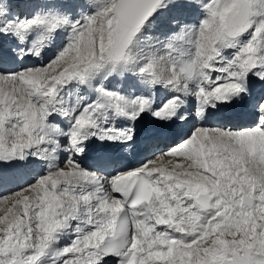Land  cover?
<instances>
[{
	"label": "snow or ice",
	"instance_id": "1",
	"mask_svg": "<svg viewBox=\"0 0 264 264\" xmlns=\"http://www.w3.org/2000/svg\"><path fill=\"white\" fill-rule=\"evenodd\" d=\"M0 188V264H264V0H0Z\"/></svg>",
	"mask_w": 264,
	"mask_h": 264
}]
</instances>
